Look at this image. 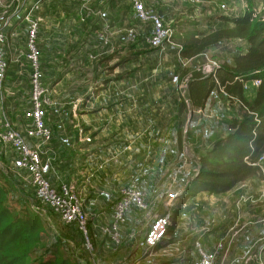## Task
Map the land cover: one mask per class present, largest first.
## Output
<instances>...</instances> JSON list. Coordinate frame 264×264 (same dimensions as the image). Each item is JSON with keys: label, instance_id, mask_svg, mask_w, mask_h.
Instances as JSON below:
<instances>
[{"label": "rangeland", "instance_id": "374dc122", "mask_svg": "<svg viewBox=\"0 0 264 264\" xmlns=\"http://www.w3.org/2000/svg\"><path fill=\"white\" fill-rule=\"evenodd\" d=\"M203 1L184 4L182 0H152V5L156 11L168 12L172 19L170 26L176 25V32L199 30L196 25L189 27L188 21L193 20L203 23V26H199L203 31L214 29L216 23L205 22V16L208 15L242 14L239 6L244 1ZM24 2L25 0H0V26L4 35V41L0 44L1 58L8 65L6 77L11 61L19 60L20 78L13 85L17 86L23 97L22 102H15L17 98L6 93L4 80L0 85V124L5 118L14 126L19 124L18 117L28 104L31 105L34 70L29 56L35 54L43 75L42 82L47 90L48 122L54 136L66 146H72L77 137L76 131L80 132L74 124L77 120L75 110L80 116L79 112L85 106L90 110L100 109L99 111L113 106L118 110L119 121L126 115L125 109L132 111L136 129H133L129 142L120 143L129 147V151L122 149V154L128 162L127 168L133 171V176H128L125 183H120V179L117 184L109 186L116 187L118 192L124 187L136 186L146 194L148 208L133 213L136 214L135 217L133 215L136 232H143L140 237L132 239L138 245L156 213L164 210L163 203H167L165 214L170 211L171 220L174 211L181 206L185 214L188 212L186 203H178L173 209L175 201L181 199L193 180L199 155L228 132V123L240 111L236 102H230L221 92L215 91L204 110L188 109L180 116V101L188 95L189 77L185 76V71L202 70L211 61L217 62L219 66L232 62V56L244 51L247 44L240 40L226 41L204 56L189 61L177 54L178 47L175 46L166 45L162 51H158L150 48L144 40H140L137 45L129 42L127 28L140 26L129 17L127 26L125 22H121L113 29V24L119 22L117 17L121 13L123 15L124 11V6L120 4L117 8L114 7L113 0H76L74 3L31 0L27 6ZM255 3L254 8H262L264 0H256ZM224 4L232 9L223 11L221 6ZM246 8L248 10L247 3ZM90 54H93V58ZM87 58L91 62H87ZM127 73H131L132 77L120 79V76ZM128 116L131 114L128 113ZM180 120L184 129L182 147L177 141ZM149 123L153 126L151 130L146 128ZM173 124L175 130L172 129ZM145 131L151 137H147ZM88 132L90 134L81 144H98L97 133L93 130ZM161 132L165 134L164 138L161 137ZM121 134L123 130L118 129L117 136L103 134L102 138H110L108 142H112L119 140ZM161 140L163 144H160ZM1 160L11 162L12 153L0 142L2 164ZM4 168L11 175L14 174L12 168ZM139 179L140 184L137 182ZM20 180L23 182L22 189L34 190L25 175L20 176ZM235 190L229 196L224 195V199L210 201L199 198L188 205L191 213L188 224L202 226L218 216L220 222L227 225L226 229L229 230L223 236V248L218 255L217 264H264L263 257L257 258L255 254L257 247L264 243V179L248 180ZM174 193L179 194L178 198L169 202L170 195ZM222 207H225L223 211L220 210ZM40 208L43 214L48 215L51 211L43 204ZM188 224L186 229L177 231L181 244L172 243L170 247L162 248H167L163 252L167 258L168 252L175 256L172 259L186 255L190 244L182 239L184 233L191 230ZM81 237L92 248L94 243L90 232L88 231V239ZM113 243L119 246L122 242ZM220 243L217 240L213 250ZM203 249L206 250L204 246ZM29 264H35V261L30 259Z\"/></svg>", "mask_w": 264, "mask_h": 264}, {"label": "trees", "instance_id": "16d2710c", "mask_svg": "<svg viewBox=\"0 0 264 264\" xmlns=\"http://www.w3.org/2000/svg\"><path fill=\"white\" fill-rule=\"evenodd\" d=\"M242 1L248 5L244 14L205 16L206 23H216L214 29L203 31L199 27L203 23L196 20L188 21V24L189 27L196 25L199 30L176 32V25L170 26L174 30L171 40L179 46L177 54L189 61L204 56L226 41L240 40L247 44L244 51L232 56V62L222 64L215 74L206 75L201 69L185 71V76L189 77L188 95L180 101V116L188 109L204 110L215 91L221 92L230 102H236L240 111L228 123V132L199 155L197 171L181 196L182 205L203 193L226 195L248 180L264 179V20L253 16L256 0ZM148 4H152V0H148L146 6L160 16L163 10L156 11L153 5ZM163 13L165 23L172 24L171 16ZM131 14L140 26L136 29L141 30L143 35H150L151 24L137 19L132 10ZM140 40H144L143 36H139L135 45ZM131 75L123 74L120 79ZM253 80H259L261 84L254 88L255 95L251 98L244 85ZM178 128L177 136L182 147V120ZM9 162L4 163L9 166ZM20 186L11 172L0 167V264H29L30 259L35 264H82L77 256L65 254L60 238L55 235L53 239L54 233L45 237L46 224L41 203L36 200L34 190L29 191ZM183 211L182 206L174 211L167 232V238L171 239L166 238L155 250L172 243ZM71 225L78 228L76 224ZM195 242L196 239L192 241L193 246ZM261 246L264 262V243Z\"/></svg>", "mask_w": 264, "mask_h": 264}, {"label": "crops", "instance_id": "0c3cea01", "mask_svg": "<svg viewBox=\"0 0 264 264\" xmlns=\"http://www.w3.org/2000/svg\"><path fill=\"white\" fill-rule=\"evenodd\" d=\"M29 1L31 0H25L24 5L28 4ZM113 1V5L116 8L119 4L124 6L123 15L121 13L117 17V21L119 22L113 24V26L115 27L113 29H116V25L120 24L121 22H125V25L127 26L129 17H132V8L130 10L131 5L127 2V0ZM147 1L148 0H144L145 4L147 3ZM240 1L243 2L242 0ZM123 4H126V6ZM128 4L130 6H128ZM245 7V2L239 6V11H241L242 14L245 11ZM163 11H160L161 17L164 16ZM164 12L168 14L166 10ZM234 15L237 16L239 14L235 13ZM113 21H116V19H114ZM109 28L111 29V26ZM91 55L93 54H90L89 56ZM88 60L89 58H87L86 61L91 62ZM20 71L21 69L19 60L11 61L4 83L6 93H9L17 98L15 100V102L17 103L22 102L23 97L17 86L14 87L13 83L16 81V79L20 78ZM30 93L32 94V90ZM30 93L27 94L29 98ZM246 93L249 97L253 98L255 95V90L254 88H251L250 91H246ZM18 95L20 97H18ZM27 101L28 100H26V102ZM30 107L31 105L28 104V107L22 112L24 113L26 110L30 109ZM85 107L83 111L79 112V114H81L80 116L75 110V117L77 120L74 122V124L77 130H80L81 134L80 132L77 133L76 131L77 137L72 146H66L61 139L59 140L53 134L52 141L43 145L41 149L43 152V160L51 161L52 168L48 179L52 183V185L56 188H59L62 184L73 185L82 197L87 209V214L89 217V232L92 236L94 245L92 246V248L87 246L88 243H85L83 241L78 228H76L75 225H65L60 220L59 216L55 214L51 209L50 210L52 211V213L50 211L48 215L42 213L44 223L46 224L45 237L48 236L47 234L54 233V235H51H53V237L56 235L57 238H60L62 245L61 248L65 251V254L69 256H77L82 264H193L199 258V255L195 249L196 242L194 243V246L192 245V241L194 239H196L197 242H200L207 251H214L213 249L215 248L216 241L223 239V236L229 230L226 229L227 225H225V223L223 222H220L218 216H215L213 218L214 220H211L210 223L206 222L207 224H203L202 226L199 225L196 227L194 226V223L188 224V220L191 216V213H189L190 208H188V205H192V203H194L199 198L215 201L217 199H224L225 197L224 195L211 196L207 193L200 194L198 197L188 200L185 204V206L187 207L186 211L188 212H186V214L184 212V214L181 216L180 225L177 230L178 232H180L181 229L185 228L187 224L191 227V230L184 233V238L182 239L183 241H185V243L188 242V244H190V246H188L187 248V253L183 258L177 257L172 259V257L175 256L169 255V252L167 254V258L165 256V253H163L167 250V248L162 249L163 247H165L164 245L161 246V249H157L153 256L147 255L143 247V242L148 227L142 238V241L138 245L132 242V239L140 237V235L143 233L136 232L135 230L137 228L134 220L136 214L133 213H137L139 212V210L132 211L128 217L127 223L121 228L120 234L122 243L119 246H116L111 240H109V237L104 234V228L107 227L112 221L114 215V205L118 200L120 193V191H117L116 187L111 188L109 185H111L112 183L117 184V180L120 179V183H125L127 182L128 176H133V171L127 168L128 162L125 159V156L122 154V149L129 151V147L127 148L125 144H122L120 142H129L131 140L133 129H136V127H134V123L132 121V111L130 110L125 109L124 112L126 113V115L119 121L117 117L118 110L116 107H104L102 111H99L100 109L90 110L89 108ZM23 113L18 117L19 124L16 123L15 128H17L21 135L27 140L32 149H37L39 148V144L32 139H29L26 135L25 127L27 124L23 118ZM128 113H130L131 116H128ZM48 121L49 114L47 123L51 127ZM174 124L176 125L177 123L174 122ZM174 124L172 125L173 130H175ZM146 128L151 130L153 126H151L149 123L146 125ZM118 129L123 130V134L120 135L119 140L117 139L112 142H108L110 138H102L103 134L110 135V137L117 136ZM88 130H93L97 133V137L99 136V138L97 139L98 144L93 143V140L91 141V143H93L91 145L81 144L82 142H84L87 135L90 134ZM174 132L175 131H173V133ZM144 133L147 137H151L148 131H145ZM161 133V137L164 138L165 134H163V132ZM91 135L93 137V134ZM177 141L179 143L178 136ZM160 144H163V140H161ZM173 153L175 154V150ZM0 165L3 168L4 166L7 168H12L14 171L13 175L16 177V180H18L20 184L23 183L20 180V176H26V174L15 169L11 162L8 163V165L10 166L5 165L4 162L2 164L0 163ZM4 169L7 170V172H10L6 168ZM140 180L141 179L137 181L139 184ZM30 186L32 187L31 184ZM20 187L22 188V186ZM234 191L236 190H233L232 192L234 193ZM232 192L230 193L232 194ZM230 193H228V196L231 195ZM178 203L182 205V199H177V201H175L173 209H175ZM162 206L164 210L161 212H157L155 217L157 215H164L166 213V210L168 209L167 203H163ZM224 208L222 207L220 208V210L223 211ZM227 223H229V220L227 221ZM53 239H55V237ZM168 239L170 240L171 238H167L166 240ZM172 243L181 244V240H179L177 233L175 237H173ZM259 246L255 251L257 258H259V256L262 257V246L260 248ZM142 251L143 255L141 256ZM158 256L164 258H157Z\"/></svg>", "mask_w": 264, "mask_h": 264}, {"label": "built area", "instance_id": "2783aa9c", "mask_svg": "<svg viewBox=\"0 0 264 264\" xmlns=\"http://www.w3.org/2000/svg\"><path fill=\"white\" fill-rule=\"evenodd\" d=\"M66 3H74L76 0H57ZM187 3H199L201 0H183ZM203 1V0H202ZM132 6V11L137 19L144 23H150L152 26L151 34L146 36L143 32L136 28H128L127 39L129 42L135 44L139 36H143L144 41L150 48L162 51L164 47L175 46L171 38L174 34L170 25H167L163 18L159 16L152 8L147 7L144 0H128ZM204 2V1H203ZM246 5V3H245ZM37 8V7H35ZM223 11L232 8L227 5H222ZM247 11L246 7L244 8ZM31 15V12H30ZM253 16L261 17L264 20V5L262 8H254ZM36 28L37 25L35 24ZM4 41V35L0 26V44ZM180 55V54H179ZM93 58V56H91ZM29 60L33 64L32 74V94L31 107L23 114L26 121V135L29 139L37 142L39 148L32 149L27 140L9 122L6 118L0 124V142L4 147L9 148L12 153V165L18 171L26 174L30 180V184L34 188L35 198L41 204L50 208L57 214L60 220L65 225L76 224L79 230L88 239L89 218L84 201L79 192L73 185L62 184L56 188L49 181L48 176L51 172V161H44L42 158L43 152L41 147L50 143L53 139V131L47 123L48 111L46 100L47 90L45 89L42 79L43 75L40 69V63L37 55L29 56ZM219 64L211 61L207 66L202 68L206 75L215 74L219 68ZM8 65L1 58L0 50V85L4 82L6 77ZM261 84L259 80H253L245 83V91L251 88L258 87ZM2 95V92H1ZM264 161V158L262 159ZM263 163V162H262ZM0 167H2L0 165ZM3 168V167H2ZM179 194L174 193L170 195L169 202L177 199ZM148 208V201L146 194L136 186H127L120 190L118 200L114 205V215L111 223L104 228V234L111 238L113 242L119 244L121 241V228L127 223L128 217L134 210L143 211ZM170 211L164 215H157L152 221L148 231L146 232L143 247L145 253L149 256L155 254V248L167 238V232L170 225ZM214 251H207L203 249L200 242H196L195 248L198 250L199 258L193 264H217L218 255L222 251V242ZM124 264V263H114Z\"/></svg>", "mask_w": 264, "mask_h": 264}]
</instances>
